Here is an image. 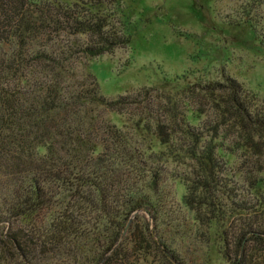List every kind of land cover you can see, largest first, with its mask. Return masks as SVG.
<instances>
[{
  "label": "trees",
  "instance_id": "obj_1",
  "mask_svg": "<svg viewBox=\"0 0 264 264\" xmlns=\"http://www.w3.org/2000/svg\"><path fill=\"white\" fill-rule=\"evenodd\" d=\"M117 1L0 0V264H37L46 253L60 254V264H187L155 238L162 203L175 202L171 180L185 187L181 202L194 219L216 226L226 264H264V199L259 214L233 199L224 175L234 153L217 143L219 124L206 134L170 96L155 108L153 87L101 92L84 59L131 42ZM194 87L214 96L225 123L257 138L250 145L264 141L257 92L231 75ZM132 107L142 112L130 129L106 113ZM184 165L192 168L178 170ZM140 210L156 229L133 228Z\"/></svg>",
  "mask_w": 264,
  "mask_h": 264
},
{
  "label": "rangeland",
  "instance_id": "obj_2",
  "mask_svg": "<svg viewBox=\"0 0 264 264\" xmlns=\"http://www.w3.org/2000/svg\"><path fill=\"white\" fill-rule=\"evenodd\" d=\"M112 8L116 20L126 25L131 42L112 53L84 59L101 92L115 97L153 87L155 108L166 104L170 96L184 111L188 106L207 124L206 134L211 135L212 126L219 124L221 134L217 143L234 153L224 175L228 178V188L235 195L234 200L259 214L264 185L259 188L254 185V179L264 176V141L258 146L250 145H255L257 138L246 140L237 122L225 123L214 96L194 86L199 80L222 81L225 75H231L247 91H255L264 98V0H118ZM136 112H142L141 108L106 113L118 123L124 121L130 129V118ZM191 168L184 165L178 170ZM166 188L174 193L166 192V196H174L175 202L162 203L163 223L157 228L155 238L163 236L187 264H226L216 226L209 228L185 208L181 202L184 186L171 180ZM138 213L134 215L133 228L145 230L148 225L156 229L150 211ZM183 215L190 219L189 224L174 228L172 219ZM128 249L133 250L130 241ZM63 260L60 254L46 253L37 257L36 262L60 264ZM148 264L160 262L154 258Z\"/></svg>",
  "mask_w": 264,
  "mask_h": 264
}]
</instances>
